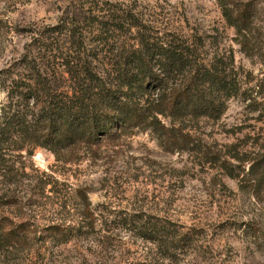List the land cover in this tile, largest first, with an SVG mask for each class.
<instances>
[{
    "label": "rangeland",
    "instance_id": "374dc122",
    "mask_svg": "<svg viewBox=\"0 0 264 264\" xmlns=\"http://www.w3.org/2000/svg\"><path fill=\"white\" fill-rule=\"evenodd\" d=\"M81 2L132 5L161 31L201 36L207 59L233 56L240 92L217 119L174 122V144L144 129L60 155L0 144V264H264V191L251 173L264 163V0L250 49L216 0H0V114L50 43L60 50L46 63L63 68Z\"/></svg>",
    "mask_w": 264,
    "mask_h": 264
},
{
    "label": "trees",
    "instance_id": "16d2710c",
    "mask_svg": "<svg viewBox=\"0 0 264 264\" xmlns=\"http://www.w3.org/2000/svg\"><path fill=\"white\" fill-rule=\"evenodd\" d=\"M216 2L250 49L246 38L259 13L255 0ZM71 12L64 26L69 45L63 68L46 63L60 50L54 43L39 60L25 63L31 75L13 80L2 106L0 144L19 140L20 148L42 146L60 155L93 150L102 137L116 140L135 129L174 144V122L217 119L240 92L233 56L230 62L217 54L207 59L201 36L161 31L132 5L99 8L81 2ZM251 173L264 191L263 160Z\"/></svg>",
    "mask_w": 264,
    "mask_h": 264
}]
</instances>
